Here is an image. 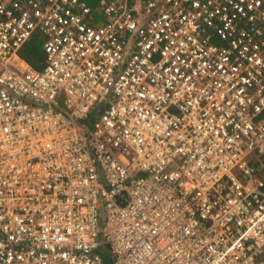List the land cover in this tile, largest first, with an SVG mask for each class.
<instances>
[{
    "label": "built area",
    "instance_id": "1",
    "mask_svg": "<svg viewBox=\"0 0 264 264\" xmlns=\"http://www.w3.org/2000/svg\"><path fill=\"white\" fill-rule=\"evenodd\" d=\"M0 264H264V0H0Z\"/></svg>",
    "mask_w": 264,
    "mask_h": 264
},
{
    "label": "trees",
    "instance_id": "2",
    "mask_svg": "<svg viewBox=\"0 0 264 264\" xmlns=\"http://www.w3.org/2000/svg\"><path fill=\"white\" fill-rule=\"evenodd\" d=\"M87 4L90 8L94 9L100 0H80ZM20 57L27 64L36 70L44 66V55L42 52V44L37 37L31 39L26 43L20 51Z\"/></svg>",
    "mask_w": 264,
    "mask_h": 264
}]
</instances>
